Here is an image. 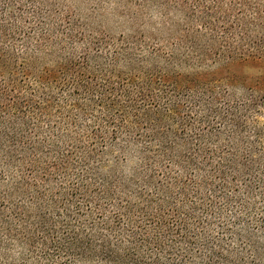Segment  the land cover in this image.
I'll return each instance as SVG.
<instances>
[{"label": "trees", "instance_id": "16d2710c", "mask_svg": "<svg viewBox=\"0 0 264 264\" xmlns=\"http://www.w3.org/2000/svg\"><path fill=\"white\" fill-rule=\"evenodd\" d=\"M63 2L0 0V264H264V0L149 46Z\"/></svg>", "mask_w": 264, "mask_h": 264}, {"label": "rangeland", "instance_id": "374dc122", "mask_svg": "<svg viewBox=\"0 0 264 264\" xmlns=\"http://www.w3.org/2000/svg\"><path fill=\"white\" fill-rule=\"evenodd\" d=\"M201 2L202 0H64L63 4L73 10L82 23H90L115 38L120 35L140 38L149 46L157 42L154 39L162 36L161 34L162 42H166L167 38L172 37L171 33L186 30L192 23L191 16L195 14V10L200 13ZM202 23H197L196 27L199 28ZM215 69L220 71L218 67ZM225 71L235 77H246L255 75L257 70L248 63L235 61L227 64ZM111 155L112 153L110 157Z\"/></svg>", "mask_w": 264, "mask_h": 264}]
</instances>
